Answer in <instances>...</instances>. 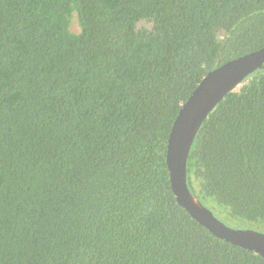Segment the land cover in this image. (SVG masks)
<instances>
[{"label":"trees","instance_id":"trees-1","mask_svg":"<svg viewBox=\"0 0 264 264\" xmlns=\"http://www.w3.org/2000/svg\"><path fill=\"white\" fill-rule=\"evenodd\" d=\"M262 46L264 0H0V264H264L177 203L165 160L202 77ZM186 169L215 216L264 233V68Z\"/></svg>","mask_w":264,"mask_h":264},{"label":"water","instance_id":"water-1","mask_svg":"<svg viewBox=\"0 0 264 264\" xmlns=\"http://www.w3.org/2000/svg\"><path fill=\"white\" fill-rule=\"evenodd\" d=\"M261 68H264V46L209 70L181 104L168 135L165 160L177 203L217 238L264 259V233L235 229L218 219L189 190L186 169L192 143L207 115L226 94L240 88L248 75Z\"/></svg>","mask_w":264,"mask_h":264},{"label":"rangeland","instance_id":"rangeland-1","mask_svg":"<svg viewBox=\"0 0 264 264\" xmlns=\"http://www.w3.org/2000/svg\"><path fill=\"white\" fill-rule=\"evenodd\" d=\"M70 29L74 32H78L79 31V26L77 24V20H76V17L75 15H73L72 17V20H71V26H70ZM216 217L218 219H220L222 222H224L226 225L232 227V228H235V229H247L245 227V225L243 224H237V223H234L233 221H227L226 219H223L221 217H218V215L216 214Z\"/></svg>","mask_w":264,"mask_h":264}]
</instances>
